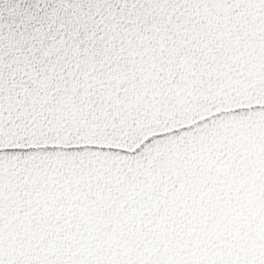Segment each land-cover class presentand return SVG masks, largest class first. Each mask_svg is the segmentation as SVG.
Returning <instances> with one entry per match:
<instances>
[{"label":"snow or ice","instance_id":"1","mask_svg":"<svg viewBox=\"0 0 264 264\" xmlns=\"http://www.w3.org/2000/svg\"><path fill=\"white\" fill-rule=\"evenodd\" d=\"M0 264H264V0H0Z\"/></svg>","mask_w":264,"mask_h":264}]
</instances>
